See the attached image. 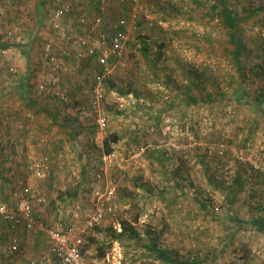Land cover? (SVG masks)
<instances>
[{
    "label": "rangeland",
    "instance_id": "obj_1",
    "mask_svg": "<svg viewBox=\"0 0 264 264\" xmlns=\"http://www.w3.org/2000/svg\"><path fill=\"white\" fill-rule=\"evenodd\" d=\"M26 1L0 0V86L11 78V61L17 72L26 60L38 70L52 41L71 54L59 76L69 99L36 89L45 113L36 102L22 126L14 115L0 117V202L14 205L16 183L29 182L47 198L35 205L36 219L57 228L84 222L104 203L106 216L84 236L82 250L110 264H264V172L255 168L264 165V0H146L127 27L119 21L131 1L107 0L104 27L128 39L109 61L104 130L81 112L100 66L87 55L73 58L84 46L69 45L52 28L44 15L51 0ZM223 7L240 17L236 39ZM66 23L73 40L91 35L88 26ZM112 133L120 139L107 154L103 140ZM217 142L226 145L222 156L208 153ZM29 155L49 156L51 173L30 174ZM32 233L49 239L0 223L2 262L16 264L9 252L18 238L24 251L17 264H58L52 257L30 261Z\"/></svg>",
    "mask_w": 264,
    "mask_h": 264
},
{
    "label": "built area",
    "instance_id": "obj_2",
    "mask_svg": "<svg viewBox=\"0 0 264 264\" xmlns=\"http://www.w3.org/2000/svg\"><path fill=\"white\" fill-rule=\"evenodd\" d=\"M126 3L129 0H120ZM131 8L128 9L119 21V26L127 27L131 22L137 20L142 2L146 0H130ZM53 8L44 12L46 18L51 23L56 33L61 34L69 45L80 43L84 49H79L73 58L81 59L88 56L100 66L96 72L92 84V93L88 107H82L81 112L94 118L100 130L108 126V117L103 107L107 101V79L111 73L110 59L123 54L127 36L124 31H114L104 27V16L101 11L107 5V0H97L99 13L88 16L75 6L70 0H51ZM0 8V13L3 12ZM70 18L79 25L88 26L91 35L89 37L78 36L73 40L69 35L70 28L66 19ZM94 37V38H92ZM3 52H6L4 49ZM70 52L63 49L57 52L52 41L45 43L43 47V57L40 60L38 70L34 73L38 76L36 89L39 94L51 95L61 101H68V95L62 91L59 85L60 74L68 69V59ZM17 63L9 62L8 70L11 74H16ZM176 146V145H175ZM177 149L181 146L177 145ZM226 150L224 142H217L208 145V153L222 156ZM18 157L17 154L15 158ZM10 158H14L11 156ZM107 158V157H106ZM27 170L37 178H42L51 173V161L47 155H29ZM255 168L264 172V165L255 163ZM15 204L0 202V223H10L12 228L20 225L30 231L44 232L49 237L50 253L58 264H110V258L94 257L89 259L82 248L84 236L90 229L101 223L106 216L105 204L98 202L96 209L91 212L84 222L72 221L64 228L50 226L46 221L36 219L34 215L35 205L45 204L47 198L43 191L31 184L20 180L13 188ZM10 249H20V241L14 238L10 244ZM28 264H34L30 262Z\"/></svg>",
    "mask_w": 264,
    "mask_h": 264
},
{
    "label": "crops",
    "instance_id": "obj_3",
    "mask_svg": "<svg viewBox=\"0 0 264 264\" xmlns=\"http://www.w3.org/2000/svg\"><path fill=\"white\" fill-rule=\"evenodd\" d=\"M32 3H34V0H28V2L26 1L25 4L32 6ZM35 3L39 4L40 1L36 2L35 0ZM73 3L75 4L77 8H79L82 12H85L88 16L96 15L100 11V9H98L97 6H95L94 0H74ZM0 14L3 15L2 17H4L6 13L4 12ZM17 29L19 30V28ZM30 31H28L27 34L31 33ZM27 42H29V38H27ZM17 73L18 74H12L11 78L8 79L10 81L7 80V83H2L0 86V117H2L3 114H7L8 116L9 114L14 115V117L16 118L17 124H20L22 126L23 122L20 121V119H22V114L27 115V114H30L31 112L36 111V107H34V105H37L38 102L41 105L39 104L37 105V107H39L43 112H44L43 109L47 108V106L41 101H39L41 99L38 96V94L35 97L36 83L34 79V72L32 69L31 61L26 60L25 63L23 64L21 63L20 66L18 67ZM12 82H14L16 86L9 88ZM13 90L17 91L16 95L18 96L12 95V93H16L15 91L13 92ZM25 106H27V108ZM42 124L44 125L43 122ZM24 130H25V133L27 134L30 131L28 129H24ZM45 131L48 132V131H51V129L46 128ZM48 137H49L48 142L50 144L53 138L50 135ZM32 235L33 236H31L30 239L27 240V244H26L27 245L26 251L28 252L30 256L34 257V259L30 257L31 258L30 261L36 262L37 260L42 259V258H47V257L53 258V256L50 253L49 239L47 237L43 239L42 236L39 234L32 233ZM0 250H1L0 251V264H6L7 259H5L6 261L2 262L3 257L6 255H4V251L2 249ZM23 251H24V248H22V245L20 246V249H16V250L11 249L9 252L10 254L9 261L13 263V258H14L16 259V264H17V260H18L17 255H20Z\"/></svg>",
    "mask_w": 264,
    "mask_h": 264
},
{
    "label": "trees",
    "instance_id": "obj_4",
    "mask_svg": "<svg viewBox=\"0 0 264 264\" xmlns=\"http://www.w3.org/2000/svg\"><path fill=\"white\" fill-rule=\"evenodd\" d=\"M222 18L224 20V22L226 23V25L231 28V34H232V38L236 39L235 36V31L236 28L239 26L240 23V17L234 13L231 9L227 8V7H223L222 9ZM241 54V48L238 46V44H236V61L237 63L240 62L239 57ZM189 102L190 103H195L197 102V100L195 98H189ZM120 139L119 135L117 133H112L111 135H107L104 137L103 140V146H104V150L107 154H111L113 152V143L118 142ZM156 253L159 254L158 256H160V254H164V250L162 249H155Z\"/></svg>",
    "mask_w": 264,
    "mask_h": 264
}]
</instances>
